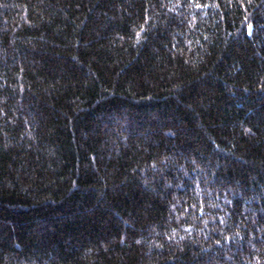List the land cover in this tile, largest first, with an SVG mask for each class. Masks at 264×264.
<instances>
[{
	"label": "trees",
	"instance_id": "trees-1",
	"mask_svg": "<svg viewBox=\"0 0 264 264\" xmlns=\"http://www.w3.org/2000/svg\"><path fill=\"white\" fill-rule=\"evenodd\" d=\"M0 264H264V0H0Z\"/></svg>",
	"mask_w": 264,
	"mask_h": 264
}]
</instances>
